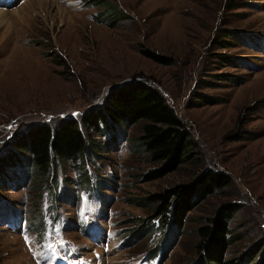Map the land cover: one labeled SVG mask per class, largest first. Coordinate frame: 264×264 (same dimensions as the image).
Returning <instances> with one entry per match:
<instances>
[{
  "label": "rangeland",
  "instance_id": "1",
  "mask_svg": "<svg viewBox=\"0 0 264 264\" xmlns=\"http://www.w3.org/2000/svg\"><path fill=\"white\" fill-rule=\"evenodd\" d=\"M45 7L0 0V161L17 137L80 122L134 80L158 88L175 109L190 133L191 159L152 180L160 164L143 151V122L122 125L126 136L91 130L102 150L80 166L57 162L41 187L24 159L0 175V264H103V255L106 264H158L161 255L159 264H202L198 230L222 209L228 264H259L264 0H47ZM111 7L124 19L113 22ZM210 174L228 185L196 200L181 231H141L153 214L149 196Z\"/></svg>",
  "mask_w": 264,
  "mask_h": 264
},
{
  "label": "trees",
  "instance_id": "2",
  "mask_svg": "<svg viewBox=\"0 0 264 264\" xmlns=\"http://www.w3.org/2000/svg\"><path fill=\"white\" fill-rule=\"evenodd\" d=\"M107 12L114 15L110 18L115 19L113 22L121 17L124 19V15L114 7ZM142 53L158 64H173L170 57L145 50ZM142 122L144 126L139 140L143 151L152 162L160 164L159 168L151 172L149 177L152 180L162 179L178 171L187 159H191V155H188L192 145L190 133L175 109L158 88L134 80L113 89L107 103L85 113L80 122L70 118L61 121L55 128L45 124L17 137L14 151L0 161V175L6 169L22 165L23 160L27 159V163L39 178L41 187L53 177L52 170L57 162L71 160L74 166H80V160L102 150L98 142L92 139L91 130L99 135L111 134L112 138L117 135L126 136V131L121 132L122 125L133 126ZM22 152H27L29 157L22 156ZM228 183L226 178L210 174L189 184L149 196L146 202L154 206L153 214L146 224L147 228L141 231L149 236L160 228L168 230L170 227L181 231L189 213L195 207L196 200L204 199L216 190L225 188ZM226 212L229 210L218 211L207 225L198 230L202 264H228L225 258L230 245L231 230ZM157 223L160 224L156 229ZM38 229L42 232L41 225ZM259 264H264V256Z\"/></svg>",
  "mask_w": 264,
  "mask_h": 264
},
{
  "label": "bare ground",
  "instance_id": "3",
  "mask_svg": "<svg viewBox=\"0 0 264 264\" xmlns=\"http://www.w3.org/2000/svg\"><path fill=\"white\" fill-rule=\"evenodd\" d=\"M34 1V0H33ZM36 1V0H35ZM46 2H47V0H37V4H38V7L40 8V9H44V7H45V4H46ZM48 4V3H47ZM23 5V4H22ZM47 6V5H46ZM46 8V7H45ZM18 9V8H17ZM1 11H5V10H3V9H0ZM26 10V9H25ZM19 11L20 10H18L17 12H16V14L17 13H19ZM0 13H3V12H0ZM4 20V17H2V19H1V22ZM115 261V260H114ZM113 261H111V263H112Z\"/></svg>",
  "mask_w": 264,
  "mask_h": 264
},
{
  "label": "water",
  "instance_id": "4",
  "mask_svg": "<svg viewBox=\"0 0 264 264\" xmlns=\"http://www.w3.org/2000/svg\"><path fill=\"white\" fill-rule=\"evenodd\" d=\"M126 83H128V82H126ZM126 83H124V84H126ZM123 85V84H122ZM119 86H121V85H119Z\"/></svg>",
  "mask_w": 264,
  "mask_h": 264
}]
</instances>
